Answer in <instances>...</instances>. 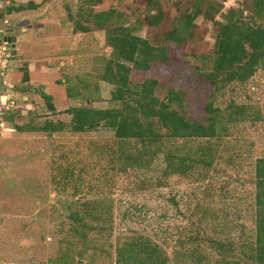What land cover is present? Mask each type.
<instances>
[{
    "label": "rangeland",
    "instance_id": "obj_1",
    "mask_svg": "<svg viewBox=\"0 0 264 264\" xmlns=\"http://www.w3.org/2000/svg\"><path fill=\"white\" fill-rule=\"evenodd\" d=\"M83 1L13 0L6 5L0 0V14L4 15L0 16V28L9 33L15 28L25 37L26 53L17 63L25 58L31 61L35 88L28 94L34 111L27 115L26 110H18L12 119L13 127L6 128L11 126L6 123L0 133V264H116L119 236L147 234L171 249L181 232L211 235L226 219L235 232L239 227L252 235L255 160L264 157V70L216 101L223 105L226 101V105L235 100L248 105L253 114L235 129L230 139L232 146H221L223 157L216 165L220 169L217 177L196 182L175 178L166 188H144L139 187L136 177L120 176L115 186L105 189L102 195H91L113 203L112 234L89 247L74 236L69 211L63 205L73 195L56 192L52 175L58 166L69 162L92 173V144L112 143L114 133L105 129L85 134L41 131L38 127L46 120L70 121V116L50 112L36 90L45 84L54 96L58 112L86 103L97 108L116 105L110 100L113 86L96 77L111 57L107 30L92 24V31L83 33L74 30L69 20V13L78 11ZM154 1L160 3L164 16L159 24L149 28L144 20H149L147 14ZM31 2L42 8L18 11ZM243 3L247 6L251 0ZM8 6L12 8L5 14ZM178 7L170 0H102L95 10L116 9L121 20L138 25L139 34L160 45L167 41L166 32L178 24ZM219 16L220 21L223 16ZM216 34V24L198 17L188 42L182 47L172 43L178 54L172 65L156 63L150 71L135 70L132 80L157 79L161 97L172 89L183 90L187 116L207 123L210 113L206 105L214 100V90L199 79L198 71L202 57L215 53ZM36 58L41 60L39 71ZM42 59L50 60L47 63L51 67L42 69ZM22 69L11 72L13 84L23 78ZM88 82L93 84L86 85ZM69 87L81 91L82 98L69 97ZM258 115L261 120H252ZM18 126L26 128L21 131ZM66 152H70V159L63 158Z\"/></svg>",
    "mask_w": 264,
    "mask_h": 264
},
{
    "label": "trees",
    "instance_id": "obj_2",
    "mask_svg": "<svg viewBox=\"0 0 264 264\" xmlns=\"http://www.w3.org/2000/svg\"><path fill=\"white\" fill-rule=\"evenodd\" d=\"M170 1L179 5L178 24L166 32L167 41L160 45L139 34L138 25L121 20L116 9L96 11L102 0H84L78 11L69 13L74 30L89 33L92 24L107 30L111 57L96 77L113 86L110 100L115 106L97 108L86 103L58 112L54 96L44 86L36 90L50 112L70 116V121L46 120L38 127L41 131L85 134L105 129L114 133L112 143L92 144V173L69 162L58 166L52 175L56 192L73 195L63 205L69 211L74 236L84 247L111 235L114 229L113 203L107 198H92V194L102 195L105 189L115 186L120 176L136 177L139 187L144 188H166L175 178L195 182L214 179L220 174L216 165L223 157L221 146L231 145L235 129L253 115L246 104L231 100L223 105L216 101L264 70V0H251L247 6L243 5L244 0L235 5H230L229 0ZM151 4L149 20H144L149 28L159 24L164 16L158 1ZM28 8H40V4L31 2L18 11ZM219 15L223 16L220 21ZM200 16L217 25L215 53L202 57L198 71L199 79L214 90V100L206 105L210 113L207 123L187 116L183 90L172 89L161 97L157 79L132 80L135 70L150 71L156 63L172 65L178 57L172 43L182 47L188 42ZM22 70L23 78L14 84V89L30 97L28 94L35 90L31 72L28 66ZM68 96L82 98V92L69 87ZM17 114L5 116L11 127ZM253 119L261 120L259 115ZM18 128L22 131L26 127ZM63 158L70 159V152L64 153ZM254 183L252 235L239 227L235 232L226 219L211 235L181 232L171 249L147 234L119 236L116 264H264V157L255 160Z\"/></svg>",
    "mask_w": 264,
    "mask_h": 264
},
{
    "label": "built area",
    "instance_id": "obj_3",
    "mask_svg": "<svg viewBox=\"0 0 264 264\" xmlns=\"http://www.w3.org/2000/svg\"><path fill=\"white\" fill-rule=\"evenodd\" d=\"M13 0H2L6 5H10ZM239 0H229L230 5L237 4ZM9 8V6H8ZM7 8V9H8ZM15 28L10 32H15ZM23 29L22 31H25ZM0 133L3 126L6 124V115L22 110L28 113L33 109V105L30 102V98L16 91L15 85L11 82L10 76L11 72L15 68H19V63H17L16 57V47L14 46L13 41L6 39L9 35L7 29H0ZM19 31H17L18 33ZM6 128H12L6 127Z\"/></svg>",
    "mask_w": 264,
    "mask_h": 264
},
{
    "label": "crops",
    "instance_id": "obj_4",
    "mask_svg": "<svg viewBox=\"0 0 264 264\" xmlns=\"http://www.w3.org/2000/svg\"><path fill=\"white\" fill-rule=\"evenodd\" d=\"M40 8H42V7H40ZM18 25V24H17ZM16 25V26H17ZM8 34H11L12 36H16V38H17V41H16V57H17V59L20 57V56H22V54L23 53H26L25 51V45H26V42L27 41H25V37H21L20 36V34L19 33H17V32H10V33H8ZM20 43V46L19 47H17V43ZM22 60V59H21ZM35 61H36V70L37 71H39V69H37L38 67H37V65L39 64V62L41 61L40 60V58H36V59H34ZM42 60H44L45 62H44V65L42 64V69L43 68H45V67H48V63H47V60L48 59H42ZM48 61H50V60H48ZM31 61L29 60L28 61V59L27 58H25L23 61H20V63H19V68L18 69H20L21 67H24V66H28V68H29V70H30V72H31V76H32V68H31ZM49 67H51L50 65H49ZM41 72H42V70H41ZM32 84L34 83V81H33V76H32V82H31ZM34 85V84H33ZM44 87H45V90L48 92V87L45 85V84H42Z\"/></svg>",
    "mask_w": 264,
    "mask_h": 264
},
{
    "label": "water",
    "instance_id": "obj_5",
    "mask_svg": "<svg viewBox=\"0 0 264 264\" xmlns=\"http://www.w3.org/2000/svg\"><path fill=\"white\" fill-rule=\"evenodd\" d=\"M6 39H8V40H10V41H13L14 46H16V41H17L16 36H8Z\"/></svg>",
    "mask_w": 264,
    "mask_h": 264
},
{
    "label": "clouds",
    "instance_id": "obj_6",
    "mask_svg": "<svg viewBox=\"0 0 264 264\" xmlns=\"http://www.w3.org/2000/svg\"><path fill=\"white\" fill-rule=\"evenodd\" d=\"M9 36H12V35H9Z\"/></svg>",
    "mask_w": 264,
    "mask_h": 264
}]
</instances>
